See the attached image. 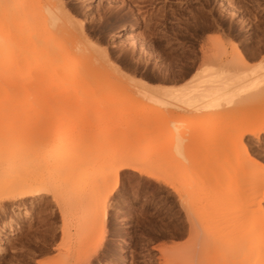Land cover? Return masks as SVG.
Masks as SVG:
<instances>
[{
	"label": "rangeland",
	"instance_id": "1",
	"mask_svg": "<svg viewBox=\"0 0 264 264\" xmlns=\"http://www.w3.org/2000/svg\"><path fill=\"white\" fill-rule=\"evenodd\" d=\"M21 12L34 27H0V183L50 190L0 203V264H264V0H0ZM204 62L235 104L183 101Z\"/></svg>",
	"mask_w": 264,
	"mask_h": 264
},
{
	"label": "bare ground",
	"instance_id": "2",
	"mask_svg": "<svg viewBox=\"0 0 264 264\" xmlns=\"http://www.w3.org/2000/svg\"><path fill=\"white\" fill-rule=\"evenodd\" d=\"M47 14L41 13V18L44 20H48L49 18L52 19L55 23L58 16L56 13L52 10L50 5H47L46 7ZM23 12V11H22ZM17 14L14 15L12 19H6L3 14H0V27H9V25L13 22L15 27H34V23L30 20L21 17L23 14ZM11 22V23H10ZM30 34L27 38L28 42L33 44V50L37 53H40L41 55H44L46 58H50L47 54V51H44L43 47H37L31 38ZM134 38V37H133ZM22 38L17 37L15 38V45L20 41ZM42 40H45L44 38H41ZM218 39L221 40L222 38L218 36ZM47 40V39H46ZM1 50V46H0ZM44 51V52H43ZM235 52L238 54V58L242 62H246L245 56L240 52L238 47H235ZM59 60L60 58H56ZM226 70L221 67L217 68L216 66L204 62L199 68H197L191 76L187 79L186 82L183 84L186 85L187 92H183L185 98L184 102L189 105H195L200 100H203L204 107H218L222 105L223 103L232 105L236 103V94L234 93H226V89L230 86V83L228 82L227 73ZM143 83H146L144 79H141ZM182 84V85H183ZM164 90V91H178L179 87L173 86L171 88H159L155 87L154 90ZM182 90V89H181ZM7 108L6 104L3 102V100H0V112L4 111ZM260 122L264 124V119H260ZM248 132L252 135L257 136L259 129H250L248 127L244 128L241 131V134ZM7 166L10 169H14L16 167L14 158L12 156L8 157H2L0 156V169L3 166ZM127 166V165H124ZM122 166V167H124ZM119 169H116L115 175L117 176L119 173ZM133 169H139V167H133ZM1 174V172H0ZM108 180V176L103 175L102 176V184H106V181ZM50 190L49 186H42L40 182L37 180L32 179H26V178H16L11 180H4L0 183V203L4 200H15L19 199L23 201L24 199L34 198L38 197L42 194L48 193ZM105 193L102 195L103 197H108L114 189H104ZM98 200H96V203L93 205H87V204H78L74 203L72 201L65 202L60 210L63 216H68L72 214H88L97 207ZM16 207H21L20 203L16 204ZM93 216L96 219L99 217H102V219L105 218V211L101 212H93ZM9 225H11V222H8ZM264 248V247H263ZM196 264H198L200 261L198 259H195Z\"/></svg>",
	"mask_w": 264,
	"mask_h": 264
}]
</instances>
